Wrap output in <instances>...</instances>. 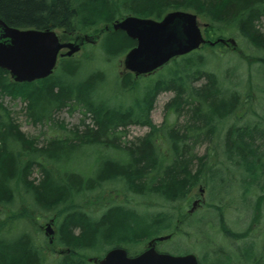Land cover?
<instances>
[{
    "label": "trees",
    "instance_id": "obj_1",
    "mask_svg": "<svg viewBox=\"0 0 264 264\" xmlns=\"http://www.w3.org/2000/svg\"><path fill=\"white\" fill-rule=\"evenodd\" d=\"M177 9L193 11L209 21L208 32L227 25L239 28L264 52V34L258 27L259 17L264 15V0H0V18L12 27L57 29L62 39L102 36L97 65L95 60L60 57L53 74L25 83L12 81L8 71L0 68V89H5V94L22 97L27 119L32 124L48 123L51 129L58 128L40 144L38 138L27 136L10 113L5 112L6 121L0 119V203L14 197V186L33 190L38 202L62 203L70 197L74 202L71 208L56 213L54 244L65 249L63 254L52 258L56 248L48 242L33 240L26 231L13 236L3 233L0 264H95L88 261L93 254L101 258L111 248L124 246L131 255H136L141 251H133L131 246L145 244L163 229L180 232L177 226L173 228L175 217L165 211L138 212L118 203L95 216L75 201L77 195L114 183L135 195L144 196L147 192L167 202H179L188 197L207 171L214 174L217 170H208L206 156L194 154L195 145L219 135L220 123L242 109L245 100L239 90L226 87L210 69L205 54L193 51L176 57L156 75L148 77L108 74L113 62L136 45V40L126 32L111 29L115 20L127 14L161 19ZM105 26L110 30L105 31ZM223 33L215 32L213 39L224 36ZM242 57L264 65V56ZM121 90L124 93L117 100L120 96L116 93ZM167 90L173 91L174 96L164 107L166 121L172 114L184 116L186 121L181 126L158 128L151 113L158 95ZM131 92L136 96L127 103L126 94ZM247 96L251 97L250 93ZM63 108L80 110L83 113L80 124L69 128L56 120V113ZM132 124L149 126L151 131L123 146L119 143L125 134L123 128ZM260 127L259 122L253 126L235 123L225 132L223 149L229 159L243 168L247 165L250 172L255 171L253 166L260 165V176H251L250 184L264 176V150L257 144L256 135ZM162 129L167 134V148L171 149L168 156L160 153L157 141L156 132ZM98 147L104 152L116 151L118 158L110 154L99 157L88 176L76 167L60 170L61 162L69 154ZM194 162L198 164L196 170L192 167ZM34 170L43 173L37 183L30 179ZM214 205L218 212L222 210ZM187 218L188 214L179 215L180 221ZM208 253L206 257L211 263L217 260ZM225 259L229 264L230 258ZM206 261L200 258L201 264Z\"/></svg>",
    "mask_w": 264,
    "mask_h": 264
},
{
    "label": "rangeland",
    "instance_id": "obj_2",
    "mask_svg": "<svg viewBox=\"0 0 264 264\" xmlns=\"http://www.w3.org/2000/svg\"><path fill=\"white\" fill-rule=\"evenodd\" d=\"M199 19L201 25L206 22L210 24L202 17ZM258 27L264 34V17L258 22ZM202 30H204L203 27ZM58 32L60 33L59 30ZM209 32L204 30L205 37L213 39L216 35L224 32V36L234 37L237 40V50L225 48L222 44H208L201 47L199 52L208 57L210 69L218 74L225 86H232L239 90L245 100L242 109L220 123L219 135L212 137L211 141L205 140L195 145L194 154L197 157L206 156L208 170L210 168L217 169L214 174L209 171L207 174L205 172L206 175L202 176L201 182L191 190L185 200L179 202H167L163 198L149 195L147 192L144 196L135 195L114 183H108L96 190L77 195L75 201L86 212L95 216L107 206L118 203L126 204L138 212H168L175 217L173 228L177 226L180 232L163 229L159 235L172 233V237L157 243V249L160 251L170 252L174 255L187 252L195 253L199 258L207 260L206 264L212 262L209 257H206L207 252L213 259H217L211 264H227L225 258L228 257L230 258L229 264H264V176L250 184L248 181H251V176L256 174L260 176V165L253 166L255 171L250 172L247 165L243 168L229 159L223 149L225 132L231 124L236 123L243 126L249 123L253 126L259 122L261 127L258 133H255L258 138L257 144L260 145L261 150H264V136L261 137V133L264 132V123L262 122L264 120V65L242 57L244 54L264 56V52L260 51L239 28H231L227 25L221 30L217 28L215 31L211 29ZM215 32L218 34L215 35ZM76 38V36H66L63 40L76 41ZM101 39L102 36L95 44L84 43L81 50L73 57L85 61L89 59V62L95 60L94 63L97 65L98 55L101 51L99 47ZM123 59L124 56L113 62L112 71H108L109 76L112 73L120 75L124 71ZM156 73L154 74L156 75ZM201 83L203 81L197 82L195 85ZM115 88H119V86H115ZM4 90L0 89V119L5 122L7 119L5 112L10 113L21 130L29 137L38 138L40 144H43L48 137L58 131V128L51 129L48 123L32 124L25 115L26 104L22 101V97L5 94ZM121 91L116 93L120 96L117 100L121 99V95L124 93ZM249 93L251 97L248 98ZM126 95L128 96L127 103H129L133 102L136 93L131 92ZM173 96L174 92L167 90L161 92L156 99L151 117L158 128L162 125L181 126L186 121V117H177L173 114L166 121L164 107ZM55 117L56 120L63 121L67 127L72 128L80 124L83 113L78 109L70 111L68 108H63L56 113ZM87 121H90L88 117ZM123 130L125 134L119 143L126 146L135 139L145 136L151 131V128L132 124ZM156 133L158 134V145L161 148L160 153L164 156L170 155L171 149L167 148L165 143V136H167L165 130L162 129ZM232 140L231 144H233ZM93 148L69 154L68 158L61 162L60 170H72L76 167V170H80L88 176L92 173L94 164L99 157H107V154H110L112 158H118L117 152L112 149L108 150L109 153L104 152L100 147L98 150ZM192 167L196 170L198 164L194 162ZM42 177L43 173L34 170L30 179L37 183ZM201 187L205 189V202L198 206L193 213H189L188 210L193 201L202 197ZM13 188L14 197L10 198V201L4 199L0 203V238L3 233L13 236L18 232L26 231L33 240L50 244L49 239L53 237L55 241L58 228L56 213L71 208L74 203L73 199L70 197L62 203H60L61 201L49 203L46 200L38 202L37 195L33 190H26L23 186H14ZM213 204L222 207V210L218 212L212 206ZM180 214H188L187 220L180 221ZM52 219H54V225L51 223ZM222 221L225 223L224 227H222ZM47 223L52 224L55 234H46ZM245 232L248 234L241 238L240 235ZM239 237L240 239H238ZM250 243L253 244L248 247ZM146 245L147 242L145 244L140 242L131 246L130 249L133 251L142 250ZM50 247L56 248L54 243L50 244ZM56 249L57 252L52 258H57L60 255L62 248L57 247ZM91 256H96V254Z\"/></svg>",
    "mask_w": 264,
    "mask_h": 264
},
{
    "label": "water",
    "instance_id": "obj_3",
    "mask_svg": "<svg viewBox=\"0 0 264 264\" xmlns=\"http://www.w3.org/2000/svg\"><path fill=\"white\" fill-rule=\"evenodd\" d=\"M115 30H123L137 41L126 54L125 68L136 76L148 74L169 62L172 58L188 54L208 42L204 38L197 14L173 10L163 19L141 18L128 15L113 23ZM108 29V27L106 28ZM86 41H91L88 36ZM217 42L236 46L233 38H219ZM71 56L80 50L74 42H62L53 29H20L9 26L0 18V67L9 71L17 82H31L46 78L54 72L58 56L62 49ZM203 192V189H202ZM195 201L193 209L197 205ZM53 234L51 223L47 234ZM170 238V235L158 236L149 241L147 248L136 256H130L125 248L116 247L108 251L103 258L95 260L98 264H200L193 253L174 255L159 252L156 243Z\"/></svg>",
    "mask_w": 264,
    "mask_h": 264
},
{
    "label": "bare ground",
    "instance_id": "obj_4",
    "mask_svg": "<svg viewBox=\"0 0 264 264\" xmlns=\"http://www.w3.org/2000/svg\"><path fill=\"white\" fill-rule=\"evenodd\" d=\"M263 17H264V15H261V16L259 17V20H258V21H260Z\"/></svg>",
    "mask_w": 264,
    "mask_h": 264
}]
</instances>
